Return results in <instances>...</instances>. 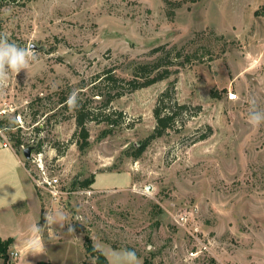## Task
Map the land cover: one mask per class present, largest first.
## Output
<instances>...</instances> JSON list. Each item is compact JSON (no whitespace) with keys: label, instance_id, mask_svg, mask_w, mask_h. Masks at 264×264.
Wrapping results in <instances>:
<instances>
[{"label":"rangeland","instance_id":"1","mask_svg":"<svg viewBox=\"0 0 264 264\" xmlns=\"http://www.w3.org/2000/svg\"><path fill=\"white\" fill-rule=\"evenodd\" d=\"M0 35L35 44L38 57L28 74H10L0 96V159L56 176L57 198L32 178L37 198L74 229L48 232L42 213L44 253L10 237L11 263L96 264L89 241L109 263L128 248L142 264H264V125L247 119L250 98L264 110V0H0ZM159 56V70L174 64V73L131 90L126 80H143L134 69ZM109 71L124 79L109 81ZM172 82L176 125L130 156L153 132ZM73 89L79 107L70 110ZM79 108L98 117L87 121L84 150ZM17 135L41 143L36 161L8 142ZM16 225L27 231V220Z\"/></svg>","mask_w":264,"mask_h":264},{"label":"trees","instance_id":"2","mask_svg":"<svg viewBox=\"0 0 264 264\" xmlns=\"http://www.w3.org/2000/svg\"><path fill=\"white\" fill-rule=\"evenodd\" d=\"M181 53H178V56H180ZM162 56H159L156 60L146 63L139 64L134 69V75H139L140 71L143 76L140 80L139 78L135 77L133 79L126 80L128 84L130 85V89H138L140 87H146L150 86L158 81L167 79L171 76L173 72V69L171 68L174 64H169L168 67L164 68L163 70H159L160 66L162 65ZM107 79L111 82L117 83L120 79L119 76L114 74L112 71H109L107 74ZM174 83H170V85L160 94L158 97L157 104L154 108V115L156 118V126L153 130V132L150 134L148 138L143 140L141 144L134 148L133 152L129 153L130 156H133L134 158H140L143 152L145 151L147 145L150 143V141L156 137H160L164 135L169 129H173L178 121V112H175V110L172 109L171 106H168L166 98H173L174 97ZM117 95H119L117 93ZM176 104V103H175ZM179 109H183L186 107L185 104L178 105ZM102 114V113H101ZM91 120H97L98 117L95 116L94 112H91L90 110H83L82 108L78 109V112L76 113V121H77V127L80 131V140H78L79 148L81 150H84L89 145V137L90 133L87 129V121ZM109 119V117L107 118ZM109 124H116L118 123L117 120L110 121L107 120ZM0 125H3V120L0 121ZM18 124H11L7 126L6 128H9V130H13V128L17 127ZM20 128L18 127V131ZM14 140V141H13ZM8 142H12V146L15 148L17 153H20V151L30 145L29 142H24L22 136H16L15 138H12L8 140ZM8 143V144H9ZM41 143L36 145V151H39L41 149ZM130 151V150H128ZM26 166H28V162L25 163ZM95 182V176L92 175L89 178L84 179L81 182V185L85 188L90 187ZM41 223V222H40ZM11 244V238L8 239H2L0 237V257H3L6 264H12L8 257V251H9V245ZM87 250L91 253L92 256L95 257L96 264H110L106 258V256L103 254L102 251L97 249L95 246L91 245L89 241L87 242ZM144 264H148V260H144Z\"/></svg>","mask_w":264,"mask_h":264},{"label":"crops","instance_id":"3","mask_svg":"<svg viewBox=\"0 0 264 264\" xmlns=\"http://www.w3.org/2000/svg\"><path fill=\"white\" fill-rule=\"evenodd\" d=\"M16 161L25 168L23 169L25 171L17 166ZM16 161L15 159H0V237L2 239L11 237L19 244L25 242V245L20 249L22 251L29 250L28 242L32 239L42 240L43 244L46 243V241L44 243L41 233L37 234L31 231L34 225L42 226L40 217L45 212L37 198L35 184L28 168L21 160L20 162ZM16 207L17 209H15ZM25 220H27V226L25 225L27 231H21L18 227H22V225H16V223ZM43 223L45 224V219ZM46 228L48 232L51 230L50 226H46Z\"/></svg>","mask_w":264,"mask_h":264},{"label":"clouds","instance_id":"4","mask_svg":"<svg viewBox=\"0 0 264 264\" xmlns=\"http://www.w3.org/2000/svg\"><path fill=\"white\" fill-rule=\"evenodd\" d=\"M37 60L38 57L33 44L21 47L15 42H10L6 36L0 35V96L4 94V89L10 74L17 76L21 71H26L28 74V70ZM248 103V123L254 128H259L261 125H264V110L258 108L255 97L250 98ZM65 104L70 110H75L79 107V91L73 89L66 99ZM44 219V226L58 224L63 227L64 225H68V233L74 231L71 224L65 223L67 215L62 210L54 213L46 212ZM44 226H40L39 224L34 225L31 231L39 234L42 232ZM28 249V254L31 253L35 256L44 253L45 246L42 241L32 239L28 242ZM110 264H142V261L134 250L123 248L112 251Z\"/></svg>","mask_w":264,"mask_h":264},{"label":"built area","instance_id":"5","mask_svg":"<svg viewBox=\"0 0 264 264\" xmlns=\"http://www.w3.org/2000/svg\"><path fill=\"white\" fill-rule=\"evenodd\" d=\"M230 99H236L237 98V94H230ZM0 135H3L4 136V134H3V131L0 129ZM5 137V136H4ZM8 143L7 142H4V145L6 146ZM24 149V148H23ZM31 160H33V161H36V158L33 156V154H32V159ZM40 167H41V172H39L38 173V175H39V177L38 178H36V176L35 175H33V173L32 172H30L29 171V169H28V171L30 172V175L32 176V178L34 179V181H35V183L39 186V187H43V188H46V189H48L49 190V192L51 193V194H53L56 198H57V196L59 195V189H58V186H59V179L55 176V177H48V175H47V172L45 171V169L41 166V165H39ZM35 174V173H34ZM44 176H43V175ZM186 217H187V215L186 214H182L181 216H180V218L182 219V220H186ZM12 254V256H17L18 255V253L17 252H12L11 253Z\"/></svg>","mask_w":264,"mask_h":264},{"label":"water","instance_id":"6","mask_svg":"<svg viewBox=\"0 0 264 264\" xmlns=\"http://www.w3.org/2000/svg\"><path fill=\"white\" fill-rule=\"evenodd\" d=\"M34 45V48H37V46L35 45V44H33ZM36 149V146H34V145H29V146H27V147H25L24 149H23V155H24V157H25V159L27 160V161H30L31 160V158H32V153H33V151Z\"/></svg>","mask_w":264,"mask_h":264}]
</instances>
